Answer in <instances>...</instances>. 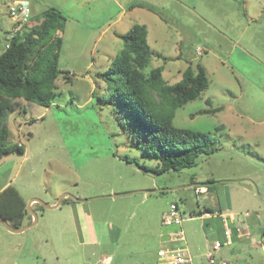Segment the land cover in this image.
Returning <instances> with one entry per match:
<instances>
[{
	"label": "rangeland",
	"instance_id": "1",
	"mask_svg": "<svg viewBox=\"0 0 264 264\" xmlns=\"http://www.w3.org/2000/svg\"><path fill=\"white\" fill-rule=\"evenodd\" d=\"M12 1L0 0V54L17 26ZM35 1L29 0L34 15L56 7L67 17L63 73L50 107L23 100L9 114V143L22 145L24 153L0 158V192L7 184L16 188L27 211L32 199L49 206L62 201L55 209L33 204L37 223L22 233L0 223V264H164L158 253L168 246L166 234L181 228L186 244L175 246L189 248L194 264H206L205 248L222 235L217 218L200 216L205 207L253 222L259 234L253 261L264 264V0ZM136 2L156 11L130 9ZM136 24L147 27L150 47L162 55L151 59L147 72L163 67L170 84L199 64L208 75V87L173 120L216 137L215 152L191 168L145 171L160 161L133 146L126 114L109 97L105 72L125 47L117 34ZM216 107L222 110L199 114ZM220 125L224 129L216 131ZM199 187L209 192L199 195ZM172 204L193 219L165 227L162 216ZM228 257L252 261L246 252Z\"/></svg>",
	"mask_w": 264,
	"mask_h": 264
},
{
	"label": "trees",
	"instance_id": "2",
	"mask_svg": "<svg viewBox=\"0 0 264 264\" xmlns=\"http://www.w3.org/2000/svg\"><path fill=\"white\" fill-rule=\"evenodd\" d=\"M137 7L156 11L137 2L130 9ZM66 22L67 17L56 7L32 15L0 54V158L13 152L24 153L22 145L9 143L7 124L9 114L22 107L21 101L46 108L52 105L56 81L63 73L59 68L63 38L59 34ZM117 35L124 40L125 47L105 72L111 82L107 91L126 114L124 129L132 135L133 146L142 150L144 157L160 161L152 169L142 168L158 175L178 172L195 166L201 155L213 154L216 137L210 132L180 128L173 123L176 110L199 98L208 87L205 68L200 64L196 70L189 67L180 81L170 84L163 76V67L146 71L151 59L162 55L150 47L145 25L136 24L127 33ZM66 79H70L68 73ZM207 103L212 102L207 100ZM221 110L222 107H216L199 114ZM223 129V125L216 127V131ZM204 210L215 213L210 208ZM27 215V205L20 192L11 185L4 188L0 192V217L11 228L19 229L25 225ZM217 219L222 226V219Z\"/></svg>",
	"mask_w": 264,
	"mask_h": 264
},
{
	"label": "built area",
	"instance_id": "3",
	"mask_svg": "<svg viewBox=\"0 0 264 264\" xmlns=\"http://www.w3.org/2000/svg\"><path fill=\"white\" fill-rule=\"evenodd\" d=\"M9 13L11 18L17 23L14 34L20 30L26 23L29 22L32 16V9L28 2L24 1H12L9 5ZM13 34V35H14ZM8 48V44L6 45ZM206 189L204 187L196 188V193H205ZM248 215V214H246ZM200 216L205 219H215L222 218L223 223H225V231L224 236L226 241H216L212 248L208 250L205 255V259L208 264H229L227 260L221 259L218 257L217 252L224 246L230 245V236L231 232L227 227V219L226 216L219 212H208L204 209L201 211ZM191 218L184 217L179 209L177 204H172L170 209L163 214L162 216V224L165 227H182L183 223ZM170 242L172 243H186V237L184 232L180 229L177 232L170 234ZM160 259L164 261V264H193V256L190 254L188 248L186 247H169L165 249H161L158 253Z\"/></svg>",
	"mask_w": 264,
	"mask_h": 264
},
{
	"label": "crops",
	"instance_id": "4",
	"mask_svg": "<svg viewBox=\"0 0 264 264\" xmlns=\"http://www.w3.org/2000/svg\"><path fill=\"white\" fill-rule=\"evenodd\" d=\"M15 1H20V0H15ZM24 2H28L29 3V5L31 6V4H30V2H29V0H23ZM33 1V3L35 4L36 3V1L35 0H32ZM31 9H32V15H34V13H33V7H31ZM59 35H61V34H59ZM8 185V184H7ZM7 185L4 187V188H6L7 187ZM196 185H198V184H194V186H196ZM3 188V189H4ZM205 189H206V192L205 193H208L209 191H208V189L206 188V187H204ZM205 193H200V194H205ZM199 194V195H200ZM65 197V196H64ZM34 199H32L30 202H32ZM35 205V203H32L31 204V206L32 205ZM53 205H55V202L54 203H52L51 204V206H53ZM30 206V207H31ZM230 207V206H229ZM205 208H207V207H205ZM204 208V209H205ZM216 211H218V212H221L222 214H223V212H222V210L221 209H219V210H216ZM246 214H248V213H246ZM245 214V217L246 218H250V215H246ZM223 215H225V214H223ZM226 219H228L227 220V227H228V229L230 230V232H231V236H230V241H231V244L230 245H224L218 252H217V255H218V257L219 258H221V259H224V260H227L228 261V263L229 264H239V263H235L232 259H230L229 257H228V254L230 255H232V254H234L236 251H238L239 252V254H240V252H246V253H250L251 254V259H252V261H251V263L249 262V263H247V264H256V263H254V256H252V250H253V246H255V245H257V243L256 244H254V242L259 238V234H255V233H253V231L256 229V225L255 224H253V222H250L249 220H247V219H245V220H242V219H238L237 220V218L234 216V214L233 213H227L226 215ZM31 217H33V216H31ZM222 219V218H221ZM225 223H223V221H222V226H218V228L216 229V230H218L217 232L219 233L220 232V234L222 235V238H216L215 240H214V242H212V243H210L208 246H207V248H205L206 249V251H208L210 248H212V246L214 245V243L216 242V241H226V238H225V236H224V231H225V225H224ZM181 230L184 232V230L181 228ZM260 231L262 232V234H263V236H264V229H260ZM177 232V231H176ZM173 233V232H172ZM170 234L171 233H167L166 234V236H167V242H168V246L166 247V248H169V247H173V246H175L177 243H172V242H170ZM252 241H253V243H252ZM184 244H186V243H184ZM259 245V244H258ZM186 247V246H185ZM187 248V247H186ZM229 248V249H228ZM189 249V248H188ZM227 249V250H226ZM224 250H226V251H224ZM255 252H257V251H255ZM263 254H264V249H263V251H261ZM205 254V253H204ZM203 254V255H204ZM203 255H202V257H203ZM205 257V256H204ZM193 261H194V258H193ZM205 263L206 264H208L207 263V261H206V259H205ZM194 264V263H193Z\"/></svg>",
	"mask_w": 264,
	"mask_h": 264
},
{
	"label": "water",
	"instance_id": "5",
	"mask_svg": "<svg viewBox=\"0 0 264 264\" xmlns=\"http://www.w3.org/2000/svg\"><path fill=\"white\" fill-rule=\"evenodd\" d=\"M61 201H62V199L57 204H55L53 206H51V205L49 206L47 204L42 203L39 199H34L32 202H30L28 204V211L33 216L34 220H33V222L31 224L25 225V226H23V227H21L19 229H13V228H11L9 226L8 222L6 220H4L3 218H1V217H0V223H2L9 231H11L13 233H22V232H24L25 230H27L28 228L34 226L37 223V220H38L37 215L31 210V207H30L32 203H41L46 208L55 209V208H58L60 206Z\"/></svg>",
	"mask_w": 264,
	"mask_h": 264
},
{
	"label": "flooded vegetation",
	"instance_id": "6",
	"mask_svg": "<svg viewBox=\"0 0 264 264\" xmlns=\"http://www.w3.org/2000/svg\"><path fill=\"white\" fill-rule=\"evenodd\" d=\"M32 221V220H31Z\"/></svg>",
	"mask_w": 264,
	"mask_h": 264
}]
</instances>
